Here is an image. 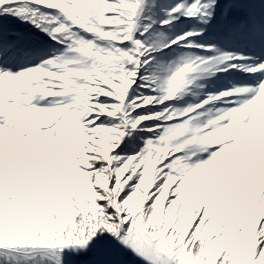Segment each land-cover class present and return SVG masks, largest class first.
<instances>
[{"label":"snow or ice","instance_id":"obj_1","mask_svg":"<svg viewBox=\"0 0 264 264\" xmlns=\"http://www.w3.org/2000/svg\"><path fill=\"white\" fill-rule=\"evenodd\" d=\"M0 264H264V0H0Z\"/></svg>","mask_w":264,"mask_h":264}]
</instances>
